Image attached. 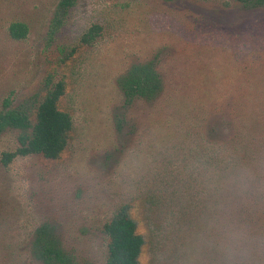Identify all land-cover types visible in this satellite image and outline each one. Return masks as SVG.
<instances>
[{
    "label": "rangeland",
    "instance_id": "1",
    "mask_svg": "<svg viewBox=\"0 0 264 264\" xmlns=\"http://www.w3.org/2000/svg\"><path fill=\"white\" fill-rule=\"evenodd\" d=\"M62 1L0 0V110L10 96L32 127L64 82L59 107L74 120L55 159L5 166L25 130L0 132V264H44L32 245L45 223L72 264H106L103 227L125 204L141 264H264V140L245 144L232 120L247 96L264 103V2ZM14 21L26 38L10 36ZM152 60L163 91L127 101L121 77ZM226 147L243 149L230 184Z\"/></svg>",
    "mask_w": 264,
    "mask_h": 264
},
{
    "label": "trees",
    "instance_id": "2",
    "mask_svg": "<svg viewBox=\"0 0 264 264\" xmlns=\"http://www.w3.org/2000/svg\"><path fill=\"white\" fill-rule=\"evenodd\" d=\"M236 1L245 4L264 2V0ZM69 3L70 0L62 1L63 5ZM100 31L101 27L94 24L85 32L83 39L92 42L100 35ZM9 33L14 39H24L29 33V26L25 22L14 21L9 26ZM120 85L127 101L130 102L136 99L154 100L164 89L162 75L153 60L131 66L127 73L121 77ZM64 91V82H58L48 90L37 107L36 121L32 127L28 113L20 109L9 108L11 98L9 96L5 99L4 108L0 110V132L8 126L25 130L21 145L15 150L2 153L1 160L5 166H8L17 157L29 154H43L47 158L55 159L66 149L74 127V120L68 111L59 107V100ZM247 98L240 102L237 117L232 119L236 130L239 129L236 134L244 138L245 144L252 137L264 140V103L260 101L259 104L258 99H251L249 96ZM251 101L258 103L255 110L250 109V105L253 104ZM30 127L31 130L27 132ZM246 147L248 148V145ZM238 148L237 151V148L230 150L226 147L224 151H221L227 158L224 169H226L228 184H230L229 179L239 168L238 165L242 164L239 155L242 147ZM216 154L212 155L216 156ZM226 189L229 192L230 185H226ZM51 231V226L47 223L36 229L32 245L33 255L44 264H72L69 255L53 239ZM103 232L108 239L106 264H141L140 255L145 240L138 233L137 222L131 216L128 204L120 207L113 218L104 224Z\"/></svg>",
    "mask_w": 264,
    "mask_h": 264
}]
</instances>
